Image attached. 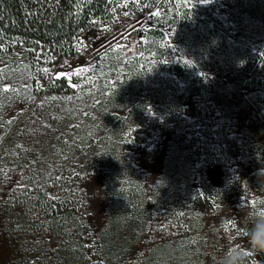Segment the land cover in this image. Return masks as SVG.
Listing matches in <instances>:
<instances>
[{
  "label": "rangeland",
  "instance_id": "obj_1",
  "mask_svg": "<svg viewBox=\"0 0 264 264\" xmlns=\"http://www.w3.org/2000/svg\"><path fill=\"white\" fill-rule=\"evenodd\" d=\"M126 3L120 2L113 22L100 19L81 32L73 57L45 63L51 76L65 78L64 93L45 91L48 82L29 83L20 70L9 76L4 88L15 92L6 108L12 126L3 140L9 148L0 153V198L22 185L19 163L45 167L61 160L81 166L98 159L104 170L107 158L89 148L113 141L123 162L147 185L166 168L172 185L182 181L181 195L200 193V169L220 191L221 199L214 200L218 210L203 205L187 210L191 227L183 220L185 210L172 205L178 216L170 225L181 231V246L167 253L165 262L222 264L229 248L256 260L245 233L264 212V22L241 14L229 0H171L141 14L130 12ZM157 25L164 38L151 50L145 33ZM171 59L181 60L184 75L170 69ZM156 92L170 104H156L160 113L146 112ZM130 107L136 112L129 126L109 135L100 118L115 121ZM157 121L164 128L153 126ZM136 132L142 135L139 142ZM231 140L235 154L228 150ZM156 143L160 151L153 157L149 151ZM181 143L199 148V155L184 161L175 151ZM103 173L89 172L80 184L95 232L106 220ZM162 211L154 218L157 228L166 221ZM0 264H15L1 225Z\"/></svg>",
  "mask_w": 264,
  "mask_h": 264
},
{
  "label": "trees",
  "instance_id": "obj_2",
  "mask_svg": "<svg viewBox=\"0 0 264 264\" xmlns=\"http://www.w3.org/2000/svg\"><path fill=\"white\" fill-rule=\"evenodd\" d=\"M121 1L0 0V130L3 132L0 153L4 147L5 152L9 148V143L4 145L3 140L12 126L6 119V108L15 91L12 86L9 91H4V84L11 80L9 76L20 70L29 83L48 82L45 91L64 93L67 88L65 78H55L45 72V63L73 57L81 32L100 19L113 22ZM167 1L171 2L127 0L126 6L130 12L141 14L154 7L162 9ZM229 1L241 14L264 22V0ZM145 35L150 39L151 48L159 46L158 41L164 38L158 25L147 29ZM169 67L178 75H184L180 59H171ZM160 93L156 92L151 111L146 107V112L160 113L156 104H170V99ZM99 105L100 101L95 107ZM133 108L127 109L125 115L115 121L101 115L100 121L108 128L109 135L120 134L129 126L136 112ZM153 126L164 128L160 121ZM141 136L136 132L134 140L139 142ZM104 139L102 136L100 140ZM233 145L234 141H229L228 150L235 154L237 147ZM117 147L113 141L103 146L94 142L90 146L94 155L107 158L104 170L96 163L98 159L81 166L61 160L45 167L19 163L22 185L12 188L4 199L0 198V225L10 241L15 264H169L164 260L166 254H174L173 251L180 250L181 246V237H178L181 231L174 232L170 225V219L176 220L175 216H178L172 205L185 210L183 220L190 227L187 210L199 205L218 210L214 200L221 199L220 191L206 181L202 170L199 169L197 178L201 192L181 195L182 181L178 179L172 185L170 171L166 173V168L160 179L145 184L139 174L134 173L131 164L123 162L124 157ZM159 151V143H156L149 153L154 157ZM175 151L182 154L184 161L200 153L199 148L191 149L182 143ZM27 154L26 150L22 155L26 157ZM89 172H104L106 177V220L99 232L88 224L86 193L80 185ZM128 173L133 175L128 176ZM162 209L166 221L157 228L154 218ZM185 234L187 231L184 230ZM253 250L256 260L244 259L242 264H264V251Z\"/></svg>",
  "mask_w": 264,
  "mask_h": 264
},
{
  "label": "clouds",
  "instance_id": "obj_3",
  "mask_svg": "<svg viewBox=\"0 0 264 264\" xmlns=\"http://www.w3.org/2000/svg\"><path fill=\"white\" fill-rule=\"evenodd\" d=\"M264 215H259L257 225L248 233L253 249L264 251ZM245 252L238 248H229L222 264H242Z\"/></svg>",
  "mask_w": 264,
  "mask_h": 264
},
{
  "label": "snow or ice",
  "instance_id": "obj_4",
  "mask_svg": "<svg viewBox=\"0 0 264 264\" xmlns=\"http://www.w3.org/2000/svg\"><path fill=\"white\" fill-rule=\"evenodd\" d=\"M44 71L47 72L46 69H45ZM4 91H9V89L5 88ZM258 215H264V212H261V213H259ZM245 234H248V233H245Z\"/></svg>",
  "mask_w": 264,
  "mask_h": 264
}]
</instances>
